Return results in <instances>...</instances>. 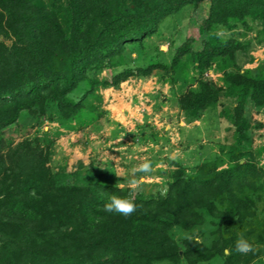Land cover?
<instances>
[{
	"label": "trees",
	"instance_id": "obj_1",
	"mask_svg": "<svg viewBox=\"0 0 264 264\" xmlns=\"http://www.w3.org/2000/svg\"><path fill=\"white\" fill-rule=\"evenodd\" d=\"M201 3H207L201 34L254 18L264 37V0H52L49 5L0 0V35L12 40L10 47L0 41V131L25 111L61 122L79 114L83 102L70 95L89 71L111 65L128 44L153 35L165 17ZM191 45L188 42L176 59L192 52ZM238 46L213 34L193 55L208 66L215 58L232 56ZM157 67L136 73L126 69L103 85L118 87ZM226 81L238 100L232 164L219 169L210 161L190 175L178 167L165 197L139 198L132 190L90 181L78 189L62 187L58 176L46 169L41 152L29 144L12 152L10 166L0 155V219H16L12 226L0 223V264H200L225 256L227 248L230 254L223 264H231L240 255L232 240L207 246L185 238L181 250L170 234L174 227L201 226L205 215L233 225L256 214L248 193L264 190V170L242 162L249 155L243 150L248 141L243 113L248 101L264 106V76L233 74ZM90 82L92 88L98 84ZM219 97L220 89L201 82L179 98V108L188 120L197 119L201 111L215 107ZM111 193H130L136 211L127 218L105 213L103 203ZM92 216L101 219L93 222Z\"/></svg>",
	"mask_w": 264,
	"mask_h": 264
},
{
	"label": "rangeland",
	"instance_id": "obj_2",
	"mask_svg": "<svg viewBox=\"0 0 264 264\" xmlns=\"http://www.w3.org/2000/svg\"><path fill=\"white\" fill-rule=\"evenodd\" d=\"M32 1L49 5L52 0ZM206 14L207 3L185 7L165 17L153 35L128 44L111 65L89 71L88 79L70 95L73 101L83 102L84 108L66 122L23 112L15 124L0 131L4 165L10 166L15 149L29 144L41 152L46 169L58 176L62 187L78 189L90 181L129 189L133 196L145 199L165 197L178 167L190 175L210 161L219 169L230 166L238 100L227 89L226 80L233 74L264 76V37L261 23L254 18L232 28L216 26L208 34H201ZM213 34L234 40L239 46L232 56L215 58L206 66L193 54L200 52ZM0 41L8 47L12 43L4 35H0ZM188 42H192V52L176 59ZM152 65L160 67L148 76L134 75L118 87L103 85L126 69L136 73ZM90 80L97 81L96 87L92 88ZM201 82L220 89L219 101L215 107L201 111L197 119L188 120L178 100ZM243 117L248 128L243 150L249 155L242 162H252L264 170V106L258 108L248 101ZM145 160L152 164L150 173L138 171ZM248 194L255 202L256 214L245 222L226 225L205 215L204 223L191 230L174 227L172 238L182 250L185 238L212 246L220 239L244 237L256 251L240 254L231 264H264V190ZM217 205L222 208L221 203ZM15 222L12 218L0 219L3 225ZM229 254L225 249L224 255ZM225 256L200 264H223Z\"/></svg>",
	"mask_w": 264,
	"mask_h": 264
},
{
	"label": "clouds",
	"instance_id": "obj_3",
	"mask_svg": "<svg viewBox=\"0 0 264 264\" xmlns=\"http://www.w3.org/2000/svg\"><path fill=\"white\" fill-rule=\"evenodd\" d=\"M153 170L150 161L145 160L138 165V171L143 173H150ZM138 205L133 200L131 194L119 195L116 193L108 194L107 200L103 203V211L105 213L119 214L122 217H129L137 209ZM93 222H99L101 217L92 216ZM235 252L241 255H247L249 253H255L256 248L249 239L240 237L234 241Z\"/></svg>",
	"mask_w": 264,
	"mask_h": 264
}]
</instances>
